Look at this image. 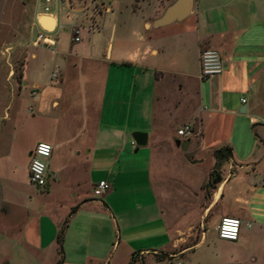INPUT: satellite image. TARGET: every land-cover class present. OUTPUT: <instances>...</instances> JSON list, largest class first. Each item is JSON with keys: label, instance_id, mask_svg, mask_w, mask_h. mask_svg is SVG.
I'll use <instances>...</instances> for the list:
<instances>
[{"label": "crops", "instance_id": "obj_1", "mask_svg": "<svg viewBox=\"0 0 264 264\" xmlns=\"http://www.w3.org/2000/svg\"><path fill=\"white\" fill-rule=\"evenodd\" d=\"M176 1L112 0L102 31L81 30L79 42L69 5L59 14L35 6L34 24L57 39L52 49L31 41L36 50L23 67V90L12 92L26 102L24 120L45 133L27 150L28 176L37 145L54 150L44 198L9 231L38 264L60 262L57 236L67 219L63 264H264V0H192L186 19L155 27ZM202 49L220 52L222 75L200 78ZM10 111L0 117V143H7L0 146L1 226L5 208L16 203L4 173L20 165L22 114ZM159 117L192 126L193 135L159 129ZM13 126L8 140L4 130ZM137 132L148 134L146 146L136 144ZM168 134L180 147L169 155L199 176L194 184L180 181L186 198L178 205L166 187L174 177L168 154L158 152ZM178 141L189 144L186 152ZM227 145L232 158L219 161L213 153ZM214 170L222 181L208 190ZM101 181L111 189L97 197ZM224 217L242 221L238 241L219 238Z\"/></svg>", "mask_w": 264, "mask_h": 264}, {"label": "rangeland", "instance_id": "obj_2", "mask_svg": "<svg viewBox=\"0 0 264 264\" xmlns=\"http://www.w3.org/2000/svg\"><path fill=\"white\" fill-rule=\"evenodd\" d=\"M52 1L53 3L50 5L51 12L59 14V10L65 11V9H62L61 0ZM35 6L41 7V9L44 10L46 7L45 0H0V117L3 116L8 109L11 110V114H19L25 110L27 111V107H25L26 102L12 97V92L14 89H18L19 91L23 90V67L29 54L36 50L33 49L32 46V33L33 27L35 26ZM81 6L82 0H72L73 9L77 10ZM65 7L67 9V5H65ZM76 10H74L73 13L75 14L74 17L77 18L78 23L77 27L74 29L73 36L75 35V30L80 29V26L83 25L85 27L83 30L85 31H87L86 27L88 26V22L85 21L82 13ZM67 11L69 10H66V12ZM105 17L107 19L112 18L110 15H106ZM70 32L71 29H68L66 33L64 32L63 37H68ZM53 47L48 49H52ZM188 105V108L191 111L197 108L198 101L196 94L192 97V100ZM21 114L20 121H22L21 125L23 124V128L20 126L17 130L19 135L17 150L20 151L18 157L20 165L17 166L12 176L11 173H4L5 179L8 180L7 183L10 184V186H8L9 184H6V187L10 189L12 194L11 198L16 203L15 205L6 207L4 214L7 213V215L2 216L5 218V224L3 223L5 226L3 224L2 226L0 225V264H38L33 256H31L24 248H22L21 244H19L18 232L15 230L9 231V228L12 226L22 225L26 220V211L34 208V204H40V200L44 198L41 196L42 191L31 184L25 169L28 161L27 150L35 141L41 142V138L45 136V133L42 129V125L29 123V121L24 120V113ZM174 120L175 119L172 118L166 120L165 117H159L157 121L158 128H165L167 130L171 128L172 133L178 134L180 129L188 125L186 123H177ZM4 133H7L8 137H6L10 140L11 136L16 134L14 126L11 130L9 128L4 130ZM168 137L169 138L166 141L162 140L158 143V152H160V154L162 153L163 156L168 154L166 158L170 163L169 171L174 174V177L171 178L169 184L168 181L170 180L166 181V187H168V185L171 187L172 185L173 190L175 191V198L173 201L178 205V201L183 200L182 197L186 198L182 191L184 189L182 182L187 183L186 181H190L193 184L194 182L197 183L199 181V176L189 167L180 168L179 165L176 164L178 162L177 156L169 155V151L171 152L176 149L180 150V147H176L173 140H171V134H168ZM5 144L7 143H0V146H4ZM200 166L203 168L205 164ZM155 186L158 189H163L164 186L162 177H160V175L157 176V173ZM169 203L170 199L168 198L164 202V206L168 207ZM210 235L211 233H209V236ZM119 253L120 250H118L116 256Z\"/></svg>", "mask_w": 264, "mask_h": 264}, {"label": "built area", "instance_id": "obj_3", "mask_svg": "<svg viewBox=\"0 0 264 264\" xmlns=\"http://www.w3.org/2000/svg\"><path fill=\"white\" fill-rule=\"evenodd\" d=\"M62 9H65V5H69V9L72 8V0H61ZM112 0H82V6L76 11L82 13L85 21L88 22L86 27L90 33H97L102 31L101 18L107 13L109 9V3ZM46 11L50 10L52 0H45ZM85 27L82 25L80 29L75 30L74 41L79 42L81 40L80 31ZM53 32L46 29H40L38 27V37L34 42L35 45L51 48L56 45V36H52ZM225 63L222 55L219 51L214 49H202L200 52V78L202 80H210L216 78L224 73ZM59 78V71L55 69L52 74V80L56 81ZM244 103L245 99L242 100ZM192 126L186 125L179 130L178 134L183 138H190L193 135ZM46 149V150H42ZM53 146L48 143H39L35 150L31 154V161L29 166V179L32 185L45 190L49 184V171L48 164L53 154ZM39 169V172L37 171ZM111 189L110 184L107 181H101L95 188V195L97 197H103ZM242 221L234 217H224L218 227V236L222 240L236 242L240 236V230ZM176 264H181L180 262Z\"/></svg>", "mask_w": 264, "mask_h": 264}, {"label": "water", "instance_id": "obj_4", "mask_svg": "<svg viewBox=\"0 0 264 264\" xmlns=\"http://www.w3.org/2000/svg\"><path fill=\"white\" fill-rule=\"evenodd\" d=\"M192 0H177L174 4L167 8L165 13L161 18L154 22L155 27H164L174 22H181L186 19L191 13ZM47 17L43 16L40 19V24L45 25L47 22ZM46 26V25H45ZM33 42L36 41L38 37V26L33 27ZM134 140L138 147H144L148 144V134L143 132H137L134 134ZM178 146L182 147V150L186 152L188 150L189 144H182L180 141L177 142ZM196 163V162H194Z\"/></svg>", "mask_w": 264, "mask_h": 264}, {"label": "trees", "instance_id": "obj_5", "mask_svg": "<svg viewBox=\"0 0 264 264\" xmlns=\"http://www.w3.org/2000/svg\"><path fill=\"white\" fill-rule=\"evenodd\" d=\"M214 157L219 161H229L233 155V148L231 146H224L214 151ZM222 181V177L220 175L219 170H214L211 174V178L209 183L206 186V189L213 190L217 187V185ZM79 207L73 209L72 213H75ZM69 225V219H67L64 224L60 227L57 236V244H58V252L61 256V260L58 264H63V257H64V242H65V235ZM134 264V263H132Z\"/></svg>", "mask_w": 264, "mask_h": 264}, {"label": "bare ground", "instance_id": "obj_6", "mask_svg": "<svg viewBox=\"0 0 264 264\" xmlns=\"http://www.w3.org/2000/svg\"><path fill=\"white\" fill-rule=\"evenodd\" d=\"M49 29L51 28V27H48Z\"/></svg>", "mask_w": 264, "mask_h": 264}, {"label": "clouds", "instance_id": "obj_7", "mask_svg": "<svg viewBox=\"0 0 264 264\" xmlns=\"http://www.w3.org/2000/svg\"><path fill=\"white\" fill-rule=\"evenodd\" d=\"M37 171L39 172V169Z\"/></svg>", "mask_w": 264, "mask_h": 264}, {"label": "snow or ice", "instance_id": "obj_8", "mask_svg": "<svg viewBox=\"0 0 264 264\" xmlns=\"http://www.w3.org/2000/svg\"><path fill=\"white\" fill-rule=\"evenodd\" d=\"M42 150H46V149H42Z\"/></svg>", "mask_w": 264, "mask_h": 264}]
</instances>
